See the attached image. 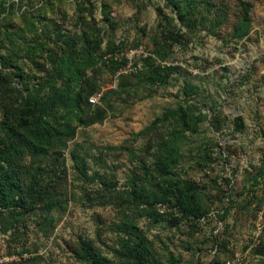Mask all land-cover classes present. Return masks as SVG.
<instances>
[{
    "label": "rangeland",
    "instance_id": "374dc122",
    "mask_svg": "<svg viewBox=\"0 0 264 264\" xmlns=\"http://www.w3.org/2000/svg\"><path fill=\"white\" fill-rule=\"evenodd\" d=\"M77 19L97 28L99 52L141 45L168 69L122 75L99 59L87 71L100 89L89 101L112 91L111 109L37 163L50 211L48 193L27 209L0 206V264H86L81 244L108 264H133L124 257L133 234L158 264H264V0H0V54L19 47L33 86L28 94L13 78L4 95L48 103L60 84L49 62L80 34ZM4 128L0 110V137ZM166 143L176 162L160 179L152 168ZM169 179L196 185L203 217L158 191Z\"/></svg>",
    "mask_w": 264,
    "mask_h": 264
},
{
    "label": "trees",
    "instance_id": "16d2710c",
    "mask_svg": "<svg viewBox=\"0 0 264 264\" xmlns=\"http://www.w3.org/2000/svg\"><path fill=\"white\" fill-rule=\"evenodd\" d=\"M174 9L179 10V5L174 4ZM158 14L161 15L160 10ZM184 18V14L179 10L178 19L183 21ZM80 20L77 19L80 34L68 35L61 40V44L58 43L62 49L60 58L49 62L54 73L60 78V84L58 87L52 85L55 89L48 103L24 98L20 91H18L19 97L16 98L9 97L8 94L4 95L6 84L9 85L13 78L24 82V90L28 94L33 86L24 80V73L20 72L17 64L16 59L22 58L16 53L19 47H13L16 50L8 49L6 55L0 54V110L3 112L5 126L1 130L3 134L0 139L4 135L7 139H11V142L7 144L3 138L1 140L3 144H0V206L2 207L17 206L27 209L35 204L37 197H40L42 193H48L46 188L43 189L37 163L46 157L49 151L60 147L63 140L74 139L78 127L101 123L111 109L110 105L105 102V97L112 91L101 93L98 103L92 104L89 101L100 92V89L93 84V79L87 71L92 70L99 59L103 64L110 66L114 72L122 71L126 66V60L123 57L115 58V54L123 51V47L117 45L115 48L99 52L100 40L96 34L97 28ZM104 21L109 26H113L108 15L104 16ZM246 23L245 17L242 32L246 29ZM33 25L35 23L29 26L34 27ZM52 27L54 35L61 38L56 33L59 31L58 26L53 23ZM33 31L37 32L36 29ZM153 61L155 60L150 54L141 59L140 68H137L135 63L133 71L127 74L122 73V75L148 77L152 73L168 69L155 66ZM9 67L15 70L14 74L11 71H3V68ZM111 87H109L110 90ZM102 104L104 106H101ZM168 147L170 146L166 143L161 157L153 164L152 173L160 179L171 176L172 165L176 162ZM27 155L32 161L26 165L23 160ZM157 189L163 195L173 197L176 207L183 215L194 218L203 217L205 210L194 183L169 179L165 186L157 184ZM135 198L139 203L148 204L141 199L140 195H135ZM44 201L50 211L54 207L50 192ZM133 235L138 242L133 247L124 248V257L131 259L133 264H158L145 241L140 236ZM76 257L81 263L108 264L103 258L98 257L87 244H81Z\"/></svg>",
    "mask_w": 264,
    "mask_h": 264
},
{
    "label": "built area",
    "instance_id": "2783aa9c",
    "mask_svg": "<svg viewBox=\"0 0 264 264\" xmlns=\"http://www.w3.org/2000/svg\"><path fill=\"white\" fill-rule=\"evenodd\" d=\"M150 56L146 50L140 45L125 52H118L115 54V58L123 57L126 60V68L124 72L133 70V64L136 63L137 68L141 67V59ZM129 69V70H128Z\"/></svg>",
    "mask_w": 264,
    "mask_h": 264
}]
</instances>
